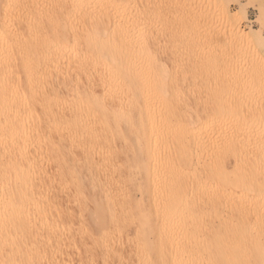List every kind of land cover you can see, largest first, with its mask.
<instances>
[{"label":"bare ground","instance_id":"1","mask_svg":"<svg viewBox=\"0 0 264 264\" xmlns=\"http://www.w3.org/2000/svg\"><path fill=\"white\" fill-rule=\"evenodd\" d=\"M105 4L0 0V264H40L50 239L103 264H264V219L236 196L264 154L235 158L242 141L219 145L203 100L184 98L215 58L145 78L153 37ZM114 237L134 242L131 259Z\"/></svg>","mask_w":264,"mask_h":264},{"label":"rangeland","instance_id":"2","mask_svg":"<svg viewBox=\"0 0 264 264\" xmlns=\"http://www.w3.org/2000/svg\"><path fill=\"white\" fill-rule=\"evenodd\" d=\"M103 1L106 2L105 5H111L108 6L109 9L111 8L110 10L116 9L119 11L120 16L124 17L127 22L134 23L135 21L134 24L138 27L136 30L138 39L144 41L145 38L147 40L153 37L155 44L152 48L153 51L150 54L140 56V62L146 64L145 68L148 70L144 72L146 74L145 78L159 73L162 68L172 69L171 71H174L176 75L179 74L178 76H183L187 69L189 73H194L190 67L184 68L185 62L182 61L184 59H193L192 61L195 62L199 59V63L205 60H215L214 64L203 66L197 74L193 75L197 80L192 79L195 81L193 85L185 89L184 94L186 96L184 98L186 97L187 100L199 98V102L201 99L203 100L200 104L198 103L200 108L199 105L197 107L201 109V114L206 120L214 123V129L211 132L214 134L212 138L215 140L217 138L218 143L220 142L219 145L230 138L237 137L242 141L243 149L235 155V158L238 156L245 157L246 155H253L251 158H254V156L258 158L264 154V0H214L213 3V0H210L211 2L209 0ZM184 13L186 16L183 19L182 16L184 15L182 14ZM236 28L240 32L242 31V34L247 35L250 42L247 41L248 43H246L239 36L236 37ZM161 57L164 58L163 62L160 61ZM155 58H158L160 62L155 64ZM213 58L215 59L213 60ZM174 63L178 66H175ZM168 66H170V69ZM223 73H225V76ZM215 75L217 78H214ZM226 75L231 77L230 81ZM213 80L219 82L213 83ZM220 86L222 87L218 88ZM216 89L219 90H217L219 94L215 91ZM218 95L223 98V102L220 101L219 108L216 107V96ZM230 97L231 99L234 98L235 104L231 105L232 109L229 110L230 105L224 99ZM224 106H226L225 109ZM207 107L210 109H207ZM233 158L231 157V159ZM257 158L256 160L261 159ZM262 160H264V157ZM231 162L233 161L231 160ZM233 168V166L230 167L229 172L233 175L234 173L237 174L236 168H234L235 170ZM256 170H251L252 173L250 171V175L247 176L249 180H251V177L256 182L258 179L260 180V177L261 179L264 178L262 177L264 171H261V167L256 168ZM248 181L242 187L247 188L249 186ZM244 188H241L242 190L236 188V196H242V193L245 196L250 194L248 195L250 197L247 198L243 195L244 199L242 200V196V198L239 197V200L241 204H245L251 210L260 211L259 216L252 219V224H256L259 218L264 219V199L253 197L254 194L252 193V195ZM76 221L73 220L72 222L75 223ZM50 241L52 242H48V245L44 247L46 256L43 260H40V264H103L104 258L101 254L85 256V251L83 250L84 253L80 251L82 247H85L81 244L82 247L79 246L80 249H77V247H74L76 242L69 241L74 244L70 246V243L67 244L66 242L67 245H65L71 248L62 250L64 249L62 247H65V242L61 239L59 240L60 243L57 242L58 240L50 239ZM61 241L62 245H60ZM109 245H111V248L114 246L117 249L119 259L125 261L131 259L136 250L134 242L129 239L118 241L115 238ZM75 248L82 253V256Z\"/></svg>","mask_w":264,"mask_h":264}]
</instances>
